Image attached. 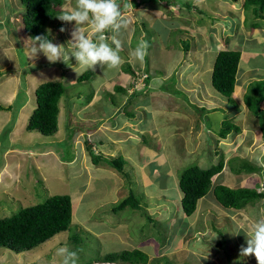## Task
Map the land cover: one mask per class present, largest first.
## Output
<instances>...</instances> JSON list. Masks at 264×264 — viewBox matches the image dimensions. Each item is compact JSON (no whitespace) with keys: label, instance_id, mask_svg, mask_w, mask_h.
I'll return each instance as SVG.
<instances>
[{"label":"rangeland","instance_id":"obj_1","mask_svg":"<svg viewBox=\"0 0 264 264\" xmlns=\"http://www.w3.org/2000/svg\"><path fill=\"white\" fill-rule=\"evenodd\" d=\"M72 1L75 6L76 0ZM176 1L169 0L172 8L179 7L187 10L189 0ZM174 2L181 4L174 6ZM60 13L61 11H59L58 16H61ZM226 13L230 16L229 19L234 17L231 12L226 11ZM244 14L249 19H256L250 11H246ZM25 16L26 8L21 0H0V106L4 108L13 107L12 110L0 109V219L10 218L27 207L43 204L49 198L56 195L73 197L74 210L72 212V223L74 215L77 214L79 218L78 225H75L77 224L75 223L77 216H74V225L72 226L71 224V232L59 233L50 241L32 251L16 253L11 249H0V264H63L64 256L58 254V250L61 248H67L69 251L77 253L76 264H96L94 261L98 258L100 251L103 253H99V257L108 254L103 251L106 243H101V241L106 242L108 240L109 245H112L113 249L115 248L114 245L117 243L115 239H111L110 241L109 237L95 239L91 234H88L93 231L90 229L92 231L90 232L88 225H85L86 217L80 215L83 214L81 212L82 205L80 204L86 205V211L88 209L91 211L96 210L97 206L95 204L99 205V202L104 204V198L101 197H106L105 191L102 188L107 187V184L115 185L116 183L115 178L114 180L107 178L102 182L104 185L101 183L100 187H97L98 189L94 190L93 187L86 189L89 180L88 174L79 163L70 164V161L73 158L76 159V157L79 158V161L83 160V162L86 160V157L89 158L86 144L84 146L85 141L93 143L91 147L95 154H103L104 151H107L108 155L121 159L119 153L127 145L125 134H132L129 135V138L134 139L138 135L134 134L133 130L138 132L139 128H143L142 131L140 130L144 134L143 139H140V141H145L143 146L147 148L151 144H155V146L158 144L160 148H163L164 153L168 157V167L176 170L179 187L181 175L185 170L194 166H198L204 170L209 168L208 164L203 162L209 163L213 159L214 156L211 151L217 149L216 142L219 137L216 132L223 127L227 120H232L233 123L243 120L242 122L245 123L244 120L248 122L251 119L256 124V127L259 126L260 122L258 118L252 114L242 115L243 112L241 110L231 105L233 104L232 101L214 89L212 85V71L208 66L213 61L214 55L211 52L202 54L200 60L191 63V67L188 66L190 63H181L183 60L189 62L188 57L184 59L185 53H180L181 59L178 52L174 50H165L166 52H163L167 54L151 51L146 56L145 53V59L153 62V65L160 68L161 73L159 72L158 74L166 78V83L157 89L155 88L153 95L151 91L143 93L142 95L146 96L134 100L131 107V101L129 102V106L122 103L125 101L123 100L125 97L117 93L115 88L110 89L106 87L98 91V89L92 86V82L84 85L76 83L83 73L91 69L77 68V72H75L74 68L78 67V65L74 58L68 61V64L63 62L51 63L41 52L37 58L31 59L29 52L34 41L30 40L31 38L26 33L23 22ZM58 16L46 24V29L52 42L64 44L66 51H68L67 44L69 37L67 23L61 21ZM246 17L241 14L240 20H246ZM144 22H146L147 26L137 25L136 28L128 31L122 28L118 34H115L121 43V48L125 49L123 53L120 51L122 59L127 61L126 56L130 55L139 46L137 38L143 42L145 48L147 47V43H152V45L158 43L161 45L163 43L169 44L170 42L172 44L176 39L178 40L176 36H173V33L166 37L163 36L162 31H164V28L162 26V29L159 31L153 30L152 24H148L147 21ZM258 22L261 23L256 20L254 25L258 26ZM261 26H264L263 22ZM61 28H64L65 31L61 32ZM88 34L91 35L89 27L86 30V35ZM226 34H228L227 31L223 29V32L220 33V39L233 40L238 34L237 28L229 32V35L233 37H225ZM112 35L114 33L111 31L107 32V36L111 37ZM162 37H164L163 40ZM91 38L95 40L92 35ZM129 39L133 40L131 44L129 43ZM107 43L115 48V44L112 43L111 39ZM152 50L160 51V48H155L153 45ZM191 61L194 60L191 59ZM254 64H264V62L258 58L254 60ZM46 65L48 68L42 70ZM165 65L168 66V69L163 67ZM182 69L183 71H180ZM175 71L180 72L177 73ZM105 72L104 68L96 67V74L102 75ZM169 73L170 75H168ZM256 76L257 78L261 76L260 70L257 71ZM105 78L102 80L101 88L105 86ZM49 81H63L67 91L68 89L70 90L67 93V99H75L77 95L81 94L83 99V101H73L71 111H64L63 118L60 115L61 122L58 132L52 136V139H50L51 137L43 136L37 131L27 132L26 125V122L28 123L27 117L32 115L37 106L34 93L36 88L39 84ZM157 82L161 83L163 81L159 80ZM130 86L127 85L129 94L134 92V88ZM89 96L90 101L94 105L89 110H86L87 114L92 115L93 112L101 113L102 115L97 114V118L103 120V118L108 117L109 123L106 124L104 122L103 126L101 124L97 126L98 120L96 121V116H93V120L95 121H92L89 117L85 116L84 109L80 110L83 105H86ZM145 97L146 100L144 102L134 105L137 101L145 99ZM121 99L123 101L119 104ZM59 103H66L65 96L61 97ZM115 105L120 106L119 113H114ZM215 105H221V109L211 112L216 107ZM227 108V111L223 110ZM121 114L127 116L123 118ZM156 115H159L161 125L164 128L160 131V135L163 138L158 140H154L158 137L154 136L157 130H154L152 124L153 117ZM129 116H133V118H129L130 121L128 120ZM157 121L159 122V119ZM95 122L96 124L94 125ZM123 124L124 127L122 126ZM110 126L113 128L105 130V128H109ZM120 126L123 129L119 128ZM206 126L208 129L211 128L212 132H206ZM129 127L133 130L128 129ZM74 133L75 140L79 143L76 145L72 141ZM189 138H191L189 144H191V150H194L192 151L194 154L188 153L189 145L187 140ZM134 141L135 139L132 142ZM194 144H197L196 148ZM234 144L236 145L237 143L234 142ZM60 145H64V148H61ZM239 149L234 148V146L231 148L232 154H238V152L241 154L237 158L238 161H234V163L232 161L228 162L229 164L225 166L227 174L231 176L227 180L231 187L236 185L233 181L236 178L234 173L237 171L232 172L229 168L238 170L246 164L250 167L249 160L242 151L243 148L242 150ZM101 165H104V163H101ZM100 169L116 174L114 168L101 166ZM129 172L132 173V169ZM108 173H105V175H109ZM243 174L244 176L246 174L247 176L249 175L247 172ZM91 175H96V173ZM250 175L254 178L250 183L251 188L255 187L254 189L258 192H263V185L256 186L257 180L261 179L259 178V172L255 175ZM135 179V183L139 185L138 178ZM263 181L264 177L262 176ZM159 183V185L152 189L159 197L163 194L159 206L149 209V212L146 211L148 206H141L137 212L128 207L122 210V212H118L117 216L114 217L110 209L113 203L109 199L118 195H114L115 186L113 189L110 188L109 192H112L107 194V198L105 199L111 204V207H104L96 213L93 218V222L96 223V229L103 230L108 228L113 230L116 228L117 230L120 229L121 232L129 231L136 241L140 240L141 242L154 238L159 241L162 250H167L168 236L173 229V223L169 224L167 220L169 217L176 216L177 212L181 211L180 197L182 192L180 188L177 190V188L163 185L161 181ZM82 187L86 192H89L86 198L83 194L80 195L83 198L80 196L74 197L73 194L78 190H82ZM136 188L133 190H136ZM129 189L130 187L127 184L125 191L129 192ZM97 198L99 199L97 200ZM251 206V210L242 209L237 213L222 212V207L217 206L221 211L216 209L214 212L206 213L207 217L204 218V221L203 218L202 220L190 218L193 222L195 221L193 223L192 236H188V228L186 227L183 229V231L185 230L184 232L179 234L176 231L174 236L176 239H183V243L175 240L176 243L173 244L175 249L178 244L181 246L182 243L184 246L182 248H185L184 255L187 252H191V254L185 256V260L187 261H179V264H257L254 256L249 257L240 254L241 247L247 246L245 234L250 231L251 226L258 219L264 217V198L258 199ZM105 209L109 211V214L104 212ZM248 211L252 214L254 213L256 217L252 215L254 218L248 220ZM239 213H241V217L238 215ZM198 217L201 218V214ZM114 221H120L121 225L116 227ZM93 222L91 223L93 224ZM162 222L166 223L165 227ZM181 223L178 222V225L175 223L176 227L179 228ZM74 232L80 238L77 243L70 240V236ZM58 237H62V240H57L56 238ZM193 248H197V251L201 249L202 252L195 254L192 250ZM153 264L178 263H169L167 258H163Z\"/></svg>","mask_w":264,"mask_h":264},{"label":"crops","instance_id":"obj_2","mask_svg":"<svg viewBox=\"0 0 264 264\" xmlns=\"http://www.w3.org/2000/svg\"><path fill=\"white\" fill-rule=\"evenodd\" d=\"M189 1L190 2L187 4V10L181 9L179 7L172 8L171 6H166V4L164 3H160L159 5H155L154 3H151V2L141 3V0H117V3L121 4V10L122 12L125 13L126 18L128 20V26L126 28L127 31L130 29L133 30L134 28L137 27V25L138 26L141 25L143 27L147 26L146 22H144V21H147L148 24H152L151 26L153 27V30L155 29L159 31L160 29H162L161 28L162 26L164 28V31H162L163 36L166 37L167 35L173 33L174 34L173 36H176L178 38V40L176 39L175 42H173L172 44L170 42L169 44L163 43L161 45L158 43H154L153 44L154 47L160 48V51L152 50V46H153L152 43H147V47L146 48L144 47L143 49L144 53H146V56L151 51L163 53V52H166L165 50L167 51L174 50L178 52L179 56H180V53H185L186 55L184 56V59L185 57H188L189 62H187V60H183L181 61V63L183 62L190 63L188 66L191 67L192 65L191 63L200 60L202 54H208L211 52L214 55L213 61H211V65L209 64L208 66H209V69L213 73L214 63H215L217 54L219 52L239 51L241 53V60L239 64L238 74H237L235 92L232 96L233 104L231 103L230 104L234 105L237 109L241 110L243 112L242 115L246 116L247 114H252L245 105V95L247 93V90L250 84L257 82V81H264V64H254V60L258 58H260L264 62V26H261L262 22L264 23V21L260 20L261 23L258 22V26L257 25L255 26L254 23H256L257 19L252 20L245 16L244 12L246 11L247 12L250 11L252 13V9H248V10L244 9V2L246 0H189ZM125 3L129 4L130 7L127 9H124L123 5ZM180 4L181 3L174 4V6H179ZM74 7L75 6L72 0H63V5L62 7L59 8V11H61L60 14L64 15L65 13L69 12ZM226 11L231 12L233 14L232 16L234 17L232 19H229L230 16L226 13ZM241 14L247 19L241 21L240 20ZM66 25L68 27V37H69V40H71V33L75 27V22L67 23ZM87 27L91 29V35L94 36V39L96 40L97 34L92 30L90 25L85 26V34H86ZM235 28H237L238 34L233 40L227 41V40L220 39L221 37L220 33L223 32V29H225V31H227L228 33L226 34L225 37H233L229 35V32H232V30ZM133 39L136 40L134 37ZM163 39L164 37H162V40ZM132 41H133L132 39H129L130 44L132 43ZM137 41L139 45L143 43L142 41H140L139 38H137ZM123 45H125V43H123ZM185 45L188 46L186 47L187 49L186 51L184 50ZM161 50L163 51L161 52ZM120 51L123 53L125 52V49L122 47ZM163 54H167V53H163ZM126 57H127V61L121 58L122 63L118 69H110V70L107 69L106 70V66H105L104 70L106 72L105 74H102V75L96 74L95 71H93L95 74L92 80H90V82H92V86L95 89H98V91L106 87L110 89L115 88V91L117 93H119L120 95H124L125 97V99H123L125 101L122 102L123 100L121 99L119 104H121L122 102L125 105L127 104V100L130 96L128 94L122 93L117 88L122 87L126 90L127 85H130L131 79L134 76V74L136 75L140 71L142 72L147 71L150 73V75L153 77L152 82H151L152 86L150 88L152 95H153L155 88L157 89L159 86H162L166 83V78L158 74L159 72L161 73V71L159 70L160 68L153 65V62L146 60L145 55L143 57V60H140L130 55H127ZM180 59H181V56H180ZM191 59L194 61H191ZM163 67L168 69L167 65ZM47 68L48 66L46 65L44 66V68H42V70L47 69ZM258 70H260L261 76H258L257 78L256 74ZM180 71H183V69ZM180 71H175V72L179 73ZM168 75H170V73ZM104 78H105V86L101 88L102 80ZM78 79L76 83H78ZM159 80L163 82L158 83L157 81ZM61 82L63 83V81ZM76 83L75 85L77 86ZM69 92L70 90L68 89V93ZM166 93H167V90H166ZM140 96L131 98V105L130 104L129 105L132 107V102H134V100L144 98L142 96H146V95L141 94ZM67 98H68V95L65 96L66 103H60L61 105L59 106L60 115L62 116V118H63L64 111H68V110L71 111V104L73 101H81V100L83 101L82 94L77 95L75 99H67ZM145 100H146V97L145 99L139 102L137 101L134 105L144 102ZM86 102H87L86 105H83V107L80 109V110L84 109L83 111L84 113H86L85 115L86 117H89L92 121H95L93 120V116H96V121L98 120L97 126H99V124L103 126L104 122H106V124L109 123L108 117H105V119L103 118V120H101L100 118H97V114L102 115L101 113L93 112L92 115L87 114L86 110H89L94 104H92V101H90V96H89V100ZM115 106H114V109H115L114 113H117L119 111L120 106L119 105H115ZM215 106L216 107L211 112H215L218 109L219 110L221 109L220 108L221 105L219 106L215 105ZM262 109L264 110V102L262 104ZM223 110L227 111L228 108L223 109ZM60 115H59V125L61 122ZM121 116L124 118L127 115L121 114ZM129 118L130 117H128V120ZM28 119H29V116L27 117V120ZM157 119H159V122L157 121ZM230 121L232 124L238 126L240 131L237 133L232 132L231 134L228 135L226 139H222L218 137L217 142H216L217 149H213L212 151L209 150L214 156L213 159L209 163L206 161L203 162L205 164L207 163L208 167L211 168L213 166L218 165L221 161H223L224 162L223 171L217 174L212 179L213 186H212L211 191L204 198L199 200L197 211L191 217H187L183 213V210H182L183 192L181 191L182 192V195L180 197L181 211L179 212L176 211L178 214L176 216L169 217L167 220L169 224L173 223L172 232L168 236L167 250H162V247L160 246L159 241L155 240L154 238H149V239L143 240L142 242L140 240L136 241L135 237L129 231L121 232L120 229L117 230L116 228L113 230H110L108 228H105L103 230H98L96 229V226H95L96 223L93 222V218L96 215V213L99 211V209H103L104 207H108L111 205L109 204V202H107L105 198H107V194H110L112 192V191L109 192V189L110 188L113 189L114 186H115L114 191H113L115 192L114 195H118V196H113L112 199H109L113 203L112 204L113 206L112 207L110 206L113 217L117 216L118 214V212L114 211V207L118 205L121 201L126 199L130 194H133L135 197H138L140 199L141 201L140 206L142 207L148 206V209L146 208L147 209L146 211L148 212H149V209H153L155 208V206H159L161 197L163 194L161 193L162 195L161 197H159L156 192L152 191V189H154L157 185H159L160 181L165 186L177 188V190L180 188V186L178 187V179L176 177V170H172L171 167L170 168L168 167L167 165L168 157L164 153L163 148L162 147L160 148L158 144L156 146L155 144H151V146L147 148L143 146V144H145V141L143 140L140 141V139H143L144 137V134L140 132V130L142 131L143 128H139L138 132L136 130H133L130 127L128 128L130 130H133L134 134L138 135V137L136 136L134 137L135 139L134 142H132L134 139L129 138V135H132V134H127V133L125 134L126 135L125 137L127 139V145L123 147V150L119 153L121 155V158L124 161V166H123L124 171L122 172H119L115 169L116 170V174H115L112 172L108 173L106 172V170L100 169L101 166H107V165L105 164L95 165L90 155L88 156L89 158L87 157L85 158L86 160H84V162L83 160L79 161V158L77 157L76 159L73 158L72 161H70V164H73L76 162L79 163L84 169V171L88 174L89 180H88V185L86 189L89 187H93V189L96 190L98 189L97 188L98 186L100 187V184L103 182V180L107 178H112L113 180L114 178L116 179L115 185L107 184V187L102 188V190L105 191L106 197L105 196L101 197V198H104V204H102V202H99L98 203L99 205L95 204L97 206L96 210L91 211L88 209V211H86L85 210L86 205L80 204L82 205L81 212H83V214H80V215H83V217H86L85 225L86 226L88 225L89 231L90 229L93 231V232L90 231L92 233H88V234H91V236L94 237L95 239L99 237H103V238L109 237V241L111 239H115V241L117 242L114 245L115 248L113 249L112 248L113 246L109 245V242H107L108 240L106 242L101 241V243L102 242L106 243V246H104L105 249H103L104 252L120 253L122 251L139 250L149 256L148 264H153L154 262L162 260L163 258L165 259L167 258L169 263L177 262L179 264V261L181 262L182 260H185L186 259L185 256L191 254V252H187L184 255L185 248H182L184 247L182 245L183 239H176L174 236H175L176 231L179 234L181 232H184L185 230L183 231V229L185 227L188 228V232H187L188 236L189 237L192 236V233H193L192 228L194 227L193 223L195 221L193 222L190 218H194V220H198V219L202 220L203 218V221H204V218L207 217L206 213L208 214L210 212H214V210L216 209L221 211V209H218L217 206H221L223 210L222 212H225V213L227 212L237 213L242 209L251 210L252 208L251 205H253V203H255V201H257L258 199L249 203L244 208L237 210V209L224 208L216 200L214 196V188L218 185L226 186L231 189H240V188L254 189L255 187L251 188V185H250V183L254 179L253 176H251L250 174L255 175L257 172H259V175H260L259 178L261 179L257 180L258 184L256 183V186L260 184L264 186V181L262 182V176L264 177V132L262 131L260 127V123H259V126L256 127V124L251 119L248 122L244 120L245 123L242 122L243 120L242 121L238 120L236 123H233L232 120ZM95 124L96 122L94 123V125ZM152 124H153L154 130H157L155 131L154 136L158 137V138H155L154 140L163 138L160 135V131H162L164 128L161 125L162 123L160 122L159 115H156L153 117ZM26 125H27V122H26ZM122 126L124 127V124ZM110 128H113V127L112 126H110L109 128L107 127L105 128V130H109ZM119 128L123 129L121 126ZM211 130H212L211 128L208 129L206 126V129H205L206 132L211 131ZM220 130L217 131L216 133L219 134ZM75 133H74V138L72 136L73 138L72 141L74 145L79 144L78 141L75 140ZM191 138L187 140V143L189 145L188 153L194 154L192 152L194 150H191V144H189ZM50 139H52V136ZM234 142H236L237 144L235 145ZM84 146H85V143H84ZM194 146L196 148L197 144H194ZM233 146L236 149H239L241 147V149L239 150H242L243 148L242 151L244 155L246 154L247 159L249 160L250 167L248 166V164H246L244 167L238 170H233V168L231 167L229 168L230 171L232 172L233 171L239 172V174L236 172L234 173L236 175L235 176L236 178L234 179L233 182L236 185L231 187L229 186V182L227 181L231 176L230 174H227L225 170V166H227L231 161L232 163H234V161H238L237 158H239L241 155L239 152L238 154H232L231 148ZM60 147L64 148V145H60ZM102 155H104V157L115 158L114 156L108 155L107 151H104ZM129 168L130 170L132 169V173L129 172L130 171ZM244 172H247L249 175L247 176L246 174L244 176L243 174ZM93 173H96V175H91ZM105 173H108L109 175H105ZM116 175H118V177H116ZM135 178H138L137 180L139 182V185L135 183V180H136ZM102 184L104 185V183ZM127 184L130 187L129 192L125 191V187ZM136 186L138 187L136 188ZM134 188H136L137 191L133 190ZM94 190L93 192H95ZM87 193L89 192H86L85 189L82 187V190L76 191L73 195L74 197H76V196H80L81 194H83V196L86 198ZM83 196H80V197L83 198ZM71 198H72V206H73V197ZM98 199L99 198H97V200ZM73 210H74V206H73ZM104 212H107L109 214V211L106 209L104 210ZM119 212H122V211H119ZM199 214H201V218L198 217ZM238 215L240 216L241 213H239ZM252 215L256 217L254 213L252 214L250 213V211H248V216H247L248 220H251L252 218H254L252 217ZM74 216H77V214ZM74 216H73L72 226L74 225ZM181 216H182V219H181ZM78 218L79 217L77 216L75 220V223L77 224L75 225H78ZM91 222H93V224ZM178 222L179 223L182 222L179 228L176 227V225H178ZM221 222H219V224H221ZM162 224L164 227L166 226V223L162 222ZM114 225L118 227L119 225H121V222L114 221ZM56 239L62 240V237H58ZM175 240L182 242L181 246L180 244H178L176 249L173 246V244L176 243ZM192 250L194 251L195 254H197L198 252H202L201 249L197 251V248H193ZM99 253H103V252L100 251Z\"/></svg>","mask_w":264,"mask_h":264},{"label":"trees","instance_id":"obj_3","mask_svg":"<svg viewBox=\"0 0 264 264\" xmlns=\"http://www.w3.org/2000/svg\"><path fill=\"white\" fill-rule=\"evenodd\" d=\"M21 2L26 8V16L23 22L28 37L34 38L37 35H44L51 39L47 32L46 24L59 15V8L62 6L63 0H21ZM145 2H151L155 5L164 3L166 6H170L169 0H141V3ZM244 7L245 9H252V13L257 20L264 21V0H246ZM186 47L188 46L185 45V51L187 50ZM240 60L241 53L239 51L219 52L212 73V85L214 89L232 102ZM94 74L92 70L86 71L80 76L78 83L84 85L90 82ZM143 76H145L143 86L140 89L135 88L131 94L128 93L127 89L125 90L122 87L117 88L122 93L130 96L126 105L130 104L131 98L150 91L153 77L147 71L141 73L139 78ZM131 87L133 88L134 85L132 84ZM67 93L68 91L61 81H49L39 84L35 90L37 107L29 117L27 132L37 131L44 136H54L59 128V102L61 97L66 96ZM263 102L264 81L250 84L245 95V105L259 119L260 127L264 132ZM0 109L12 110L13 107L4 108L0 106ZM129 117L133 118V116ZM239 131L238 126L227 120L218 135L220 138L226 139L232 132L237 133ZM85 144L95 165L104 163L119 172L124 171V161L122 158H119V160L117 158L104 157L102 154H95L91 147L93 143L85 141ZM223 168L224 162L221 161L218 165L206 170L194 166L182 173L179 186L183 192L182 210L185 216L190 217L195 213L199 200L211 191L213 186L212 179L222 172ZM214 196L224 208L240 210L254 200L264 198V193H259L255 189H231L218 185L214 188ZM140 203L141 201L138 197L130 194L114 207V211L119 212L128 207L137 211L141 208ZM72 212L71 196L56 195L49 198L43 204L27 207L10 218L0 219V249H11L16 253L32 251L50 241L59 233L71 232ZM70 240L77 243L80 238L74 232L71 234ZM101 256L99 257L98 254V258L94 262L114 264L149 263V256L139 250L108 253Z\"/></svg>","mask_w":264,"mask_h":264},{"label":"clouds","instance_id":"obj_4","mask_svg":"<svg viewBox=\"0 0 264 264\" xmlns=\"http://www.w3.org/2000/svg\"><path fill=\"white\" fill-rule=\"evenodd\" d=\"M129 7L130 5L127 3L123 5L124 9ZM58 18L67 23L75 22L71 40L67 44L68 51H66L64 44H56L48 36L37 35L30 39L34 41L29 52L31 59L37 58L41 52L51 63L63 62L68 64V61L74 58L78 65L74 68L75 72H77V68L95 71L97 66L102 69L106 66V70L119 68L122 63L120 56L121 43L115 34H118L122 28H127L128 20L117 0H76L75 7L64 15L58 16ZM86 25H90L97 34L96 40H93L90 34H85ZM60 31L64 32L65 29L61 28ZM108 31H111L114 35L107 36ZM109 39L115 44V48L107 43ZM144 47L145 45L141 43L130 55L143 60ZM141 73L143 72L140 71L132 77L130 85H132L135 77H140ZM245 235L247 246L241 247L240 254L242 256H254L257 264H264V217L258 219ZM58 254L64 256L63 264H76L77 253L75 251L61 248L58 250Z\"/></svg>","mask_w":264,"mask_h":264},{"label":"built area","instance_id":"obj_5","mask_svg":"<svg viewBox=\"0 0 264 264\" xmlns=\"http://www.w3.org/2000/svg\"><path fill=\"white\" fill-rule=\"evenodd\" d=\"M144 78H145V76H143L141 78L135 77L133 79L132 84L134 85V87H133L134 90H135V88L140 89L143 86Z\"/></svg>","mask_w":264,"mask_h":264},{"label":"bare ground","instance_id":"obj_6","mask_svg":"<svg viewBox=\"0 0 264 264\" xmlns=\"http://www.w3.org/2000/svg\"><path fill=\"white\" fill-rule=\"evenodd\" d=\"M101 264V263H100Z\"/></svg>","mask_w":264,"mask_h":264}]
</instances>
